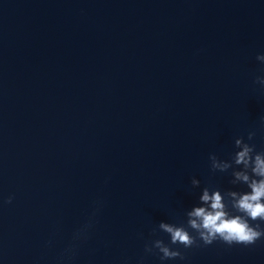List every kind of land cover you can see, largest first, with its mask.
<instances>
[{
    "label": "water",
    "instance_id": "obj_1",
    "mask_svg": "<svg viewBox=\"0 0 264 264\" xmlns=\"http://www.w3.org/2000/svg\"><path fill=\"white\" fill-rule=\"evenodd\" d=\"M258 55L264 0H0V264H264V238L146 251L259 179Z\"/></svg>",
    "mask_w": 264,
    "mask_h": 264
},
{
    "label": "clouds",
    "instance_id": "obj_2",
    "mask_svg": "<svg viewBox=\"0 0 264 264\" xmlns=\"http://www.w3.org/2000/svg\"><path fill=\"white\" fill-rule=\"evenodd\" d=\"M257 59L264 62V55H258ZM256 82L264 85V77H258ZM254 136L255 133L250 132L248 139L252 140ZM242 140L243 137L235 140L236 148L242 147V150L234 154L235 162L243 163L245 167L252 166V171L259 179L249 181V176L245 173H236V176L248 183L250 192L244 194L231 192L229 193L231 201L226 202L219 191L210 193L206 188L200 197L202 206H196L187 212V226L160 222L158 227L169 234L170 244H166L162 239H156L152 242V246H146L147 252L158 249L162 254L161 261L177 257L183 259L182 253L173 250L171 245L180 244L185 248H191L193 245L200 246L198 240L204 245H211L214 241L220 240L228 245L247 246L264 238V227H261L259 222L255 225L251 223V221L264 222V151L256 152L255 145L242 144ZM210 160L213 162V170L219 167L214 163L216 155H211ZM198 183L199 181L193 178L192 184ZM12 199L13 197L10 196L6 202L11 203ZM230 208L232 211L229 210ZM91 226L89 222L78 230L73 236V241L87 239L88 229ZM189 228L194 230L197 236H193L188 231ZM73 250L74 245L65 250L67 260H71ZM62 264H65L63 257Z\"/></svg>",
    "mask_w": 264,
    "mask_h": 264
}]
</instances>
